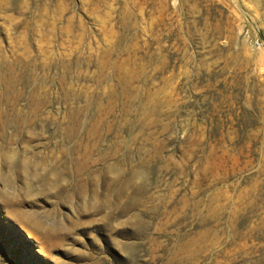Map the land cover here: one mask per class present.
<instances>
[{
    "label": "rangeland",
    "instance_id": "rangeland-1",
    "mask_svg": "<svg viewBox=\"0 0 264 264\" xmlns=\"http://www.w3.org/2000/svg\"><path fill=\"white\" fill-rule=\"evenodd\" d=\"M10 32L75 61L71 101L105 123L107 160L101 193L72 188L68 104L5 138L0 106V264H264V0H0L9 55Z\"/></svg>",
    "mask_w": 264,
    "mask_h": 264
},
{
    "label": "bare ground",
    "instance_id": "bare-ground-1",
    "mask_svg": "<svg viewBox=\"0 0 264 264\" xmlns=\"http://www.w3.org/2000/svg\"><path fill=\"white\" fill-rule=\"evenodd\" d=\"M15 26L20 27L23 25L18 23ZM23 27L25 33L28 32V35H33L48 26L41 24L40 26ZM53 33L51 28L48 29V32H45L50 37H53ZM8 36L16 43L10 55L0 47V106L2 107L4 129L1 134L2 137L5 138L6 129L11 126L15 127L19 133H31L37 124V118L42 105L48 103L50 106L59 98L63 99L64 103H67L70 107L68 116L64 122L65 125L62 127L63 138L60 143L63 150L60 161L64 168V174L69 175L73 180L74 184L72 188L77 190L81 188L84 191L87 187L95 185V192L101 193L103 188L100 191L97 187V180H95L94 175L96 169L93 166L97 164V161L107 160V156L104 154L98 160H93L92 154L97 150L101 142V139L95 140L94 138L102 135L103 132H100L102 129L101 125L105 123H102L100 118L96 119V114L88 115L86 109V105L88 104L75 108V105L71 101L73 99L79 100L74 91L76 90L74 86L72 84L67 85L69 83L68 79L75 69V61H61L54 49H44L42 46L35 49L36 52L34 49L32 52V49L25 42L24 36L14 35L13 32L8 33ZM80 60L77 59L76 63H80ZM116 67L118 66L116 65ZM101 68L104 69L105 64H102ZM136 73L135 70L134 72L131 70L127 74L133 79L139 76ZM59 77H61L60 82L56 83V79ZM58 85H60L61 91L57 88ZM15 89H18L16 94L13 93ZM61 94L64 96L60 97ZM26 97L28 103L23 104L21 99ZM110 97L112 98L110 99V104L112 105L119 99L117 94H110ZM103 98L104 96L101 97L99 103L102 109ZM25 106L28 108V111L24 110L26 109ZM55 116L56 114L49 110V120H53ZM114 124L119 125L120 123L116 122ZM111 126L108 125L109 130L112 129ZM132 131L135 133L133 128ZM38 135L39 133L36 134V136ZM135 142L136 138L133 139V143ZM126 145V141L114 144L119 154L131 157L133 149ZM133 183L134 181L129 184L132 186ZM113 184L117 185L116 183ZM109 190L110 185L104 188V192L102 193L107 195Z\"/></svg>",
    "mask_w": 264,
    "mask_h": 264
}]
</instances>
